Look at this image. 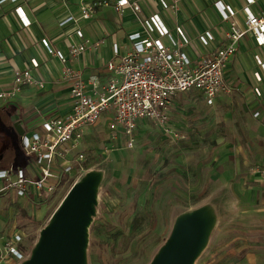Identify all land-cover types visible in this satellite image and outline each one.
<instances>
[{
	"label": "rangeland",
	"instance_id": "374dc122",
	"mask_svg": "<svg viewBox=\"0 0 264 264\" xmlns=\"http://www.w3.org/2000/svg\"><path fill=\"white\" fill-rule=\"evenodd\" d=\"M170 112L168 129L143 121L132 138L119 125L111 126V118L103 120L74 150L85 160L72 179L31 205L28 198L14 203L4 199L2 219L7 226L15 220L28 255L72 184L97 171L101 180L87 230L85 264H149L176 218L204 205L210 206L215 222L193 264H260L247 256H257L264 248V219L243 211L245 206L258 208L264 191L263 186L254 190L257 181L248 177L264 157V146L253 132V115L233 96L207 104L195 89L179 94ZM36 122L22 125L31 131ZM8 134L10 144L5 151L0 144L1 155L25 167L17 133ZM6 238L5 232L1 239ZM8 264L18 262L11 259Z\"/></svg>",
	"mask_w": 264,
	"mask_h": 264
},
{
	"label": "built area",
	"instance_id": "2783aa9c",
	"mask_svg": "<svg viewBox=\"0 0 264 264\" xmlns=\"http://www.w3.org/2000/svg\"><path fill=\"white\" fill-rule=\"evenodd\" d=\"M144 1V0H143ZM182 0H145L148 13L139 0H89L79 5V16L72 15L60 22L89 20L99 10L110 8L123 15L129 10L137 18L139 28L127 34L128 44L121 52V45L114 41L111 45L112 57L104 65L110 73L106 82L91 75L83 78L79 70L71 66L72 60L89 47H97L99 41L85 38L83 30L74 29L75 40L69 43L68 52L53 48L46 38L41 44L48 54L54 55L62 64L60 77L69 82L70 111L59 116L47 117L40 124V131L24 130L20 136V149L29 160L25 169H1L0 180L4 186L0 191L12 189L19 197L28 199L50 196L67 180L82 170L85 160L81 152L74 150L80 145L84 130L95 125L105 112L111 113V120L119 125L129 138L135 133L138 122L149 120L166 128L169 120V106L172 99L186 91L197 90L207 104H213L220 94L230 92L225 80V70L232 55L237 51L238 42L248 31L258 46H264V12L254 14L247 6L243 8L244 25L235 20L234 9L221 0L213 2L221 20L228 27L221 36L222 44L208 54L191 59L183 48L190 40L183 29L177 26L172 32L159 12L154 10L158 4L163 10L174 14ZM248 4L253 0H246ZM21 25L29 26L30 20L20 6L14 8ZM215 39L214 33L207 29L198 35L203 47L208 48ZM262 71L264 62L256 56ZM31 67L15 70L11 88L0 92V98H14L24 86H38L44 83L34 79L31 68H37L36 59L30 60ZM258 81L260 76L256 73ZM257 97H264V88L255 86ZM183 137V135H181ZM31 164L34 168L31 175ZM24 234L14 232L0 245V264L10 260L21 262L29 255L23 246Z\"/></svg>",
	"mask_w": 264,
	"mask_h": 264
},
{
	"label": "crops",
	"instance_id": "0c3cea01",
	"mask_svg": "<svg viewBox=\"0 0 264 264\" xmlns=\"http://www.w3.org/2000/svg\"><path fill=\"white\" fill-rule=\"evenodd\" d=\"M83 1L89 0H0V92L12 87L15 70L31 67V59H36L38 62L37 68H31L32 76L44 83L43 88L24 86L14 98H0V144L3 147L1 150L5 151L9 147L8 132L14 130L11 116L17 112L21 124L22 121L28 122L35 119L37 122L31 127V131H40V124L45 118L63 115L70 111V84L60 77L62 64L54 55L47 53L40 43L42 38H46L53 48L67 53L69 43L76 39L73 35L74 29L81 28L85 38H90L94 42L99 41V43L97 47H89L85 52L79 54L76 59L72 60L71 66L79 70L85 79L91 75H96L101 82H106L110 73L104 64L112 57V43L114 41L119 42L121 52H124L128 44L127 34L139 28L137 18L132 12L127 10L123 15H118L110 8L99 10L89 20H78L76 23L69 22L60 26V22L66 17L70 15L79 16V5ZM144 1L139 0L144 12L148 13L145 5H143ZM214 1L182 0L174 14L161 9L156 3L154 4V10L160 13L172 32L179 26L186 33L190 43L183 48V51L193 60L198 58L196 53L199 55L208 54L222 44L221 36L223 31L227 29L228 22L221 20L213 6ZM221 1L234 9L235 20L240 25H244V7L247 6L257 15L264 12V0H253V3L250 4L246 0ZM17 6L22 8L30 20L29 26L21 25L14 12V8ZM207 29L215 35L214 41L208 48L203 47L198 40V35ZM256 56L264 62V46H258L253 35L248 31L238 42L236 53L230 57L227 63L224 76L230 86V92L218 95L213 105L223 100L226 95L229 99L233 96L235 101H238L244 108L247 115H253L252 123L255 125L253 130L255 138L259 145L264 146V97H257L253 92L255 86L264 88V72L257 62ZM256 73L260 76V81L256 79ZM178 96H175L170 103L169 116L174 99ZM52 104L55 106L42 114L44 109ZM110 117L111 113L105 112L97 124L85 128L80 146H82L91 127L98 125L103 120H106L107 123ZM143 121L149 120L140 122ZM23 129L26 130L24 126ZM18 138L20 144V137L18 136ZM252 145H254V141ZM1 154L3 153L0 152V170L14 169L15 167L27 169L30 166V162L25 156L27 163L24 167L15 165L13 158L9 155L7 157ZM258 163L260 168L253 170L254 172L248 176L257 181V184L254 185L257 188L252 187L254 190H259L260 186L264 187V157ZM33 172L34 168L31 164V175ZM246 177L247 175H245ZM3 186V180H0V190ZM241 191L244 193L245 187L241 188ZM263 192H260V206L258 208L255 205L243 207L245 212L257 213L260 220L264 219ZM16 198L20 197L12 189L0 191V245L18 231L15 220L7 226L8 223L2 219L7 211L4 208V199L14 203ZM29 200L26 201V204L31 205L35 201L41 202L39 198ZM3 209L4 211L1 212ZM5 232L7 238L2 240L1 235ZM247 259L260 260V264H264V248L259 250L257 256H247Z\"/></svg>",
	"mask_w": 264,
	"mask_h": 264
},
{
	"label": "water",
	"instance_id": "95a60500",
	"mask_svg": "<svg viewBox=\"0 0 264 264\" xmlns=\"http://www.w3.org/2000/svg\"><path fill=\"white\" fill-rule=\"evenodd\" d=\"M54 106L46 107L42 114ZM11 121L20 137L24 129L18 112ZM100 180V172L90 171L72 184L50 222L40 230L29 256L18 264H85L87 230L95 213ZM214 222L209 205L178 216L169 238L149 264H193Z\"/></svg>",
	"mask_w": 264,
	"mask_h": 264
},
{
	"label": "trees",
	"instance_id": "16d2710c",
	"mask_svg": "<svg viewBox=\"0 0 264 264\" xmlns=\"http://www.w3.org/2000/svg\"><path fill=\"white\" fill-rule=\"evenodd\" d=\"M20 248H21V249H23V250L25 249V247H24V246H20Z\"/></svg>",
	"mask_w": 264,
	"mask_h": 264
}]
</instances>
